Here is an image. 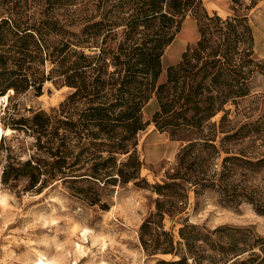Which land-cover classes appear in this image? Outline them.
Wrapping results in <instances>:
<instances>
[{
  "label": "rangeland",
  "instance_id": "rangeland-1",
  "mask_svg": "<svg viewBox=\"0 0 264 264\" xmlns=\"http://www.w3.org/2000/svg\"><path fill=\"white\" fill-rule=\"evenodd\" d=\"M181 1L0 0V264H264V0Z\"/></svg>",
  "mask_w": 264,
  "mask_h": 264
},
{
  "label": "trees",
  "instance_id": "trees-1",
  "mask_svg": "<svg viewBox=\"0 0 264 264\" xmlns=\"http://www.w3.org/2000/svg\"><path fill=\"white\" fill-rule=\"evenodd\" d=\"M126 3H133L132 7V14H131V21L129 23V26L134 29L135 27H138L139 23H143L145 30H149L152 26V23L156 21L157 19L160 20L161 26L160 29L157 31H153V39L152 42L153 44V49L156 52L157 58L160 59L161 57V50L163 49L164 45L166 43H172L174 41V36H171L170 38H167L169 35V30L171 29V23L174 21V15L169 16V13L166 12L165 10V4L166 0H124ZM256 2V1H255ZM165 3V4H164ZM185 4H188L190 6H199L201 4L200 0H186ZM184 4L181 0H171V3L169 5L170 9L173 10L174 14L180 13L185 7H183ZM203 19L206 20L204 22L201 18H199V29L200 32L203 36L205 33V29L207 26H210L212 23L214 24L215 22L219 25L220 28H226L227 31L234 32L236 30V27L241 25V22H238L236 20H228V21H223L222 19L216 17L215 19L210 18L208 15L203 16ZM209 22V23H207ZM234 23H237L234 25ZM246 31H251L250 28L246 27ZM230 32V33H231ZM254 43H255V37H253ZM202 45V42L200 43V46ZM70 48V46L67 45V48ZM73 54H77L76 49H72ZM66 53V52H65ZM102 53V52H101ZM68 53L63 57L61 62L59 64L62 65V62L66 60L68 57ZM189 58L188 53H185L183 56V61L178 64L177 66H172L169 68V82L171 83L173 81V74L175 71L183 68L186 65V62ZM72 67H76V70L72 73V75H67L66 78L68 80V83L72 86H76L77 92L81 91L84 89L85 83L83 82L82 79L80 78V74L78 73L77 67L79 66L78 61H73L71 64ZM158 68V64H157ZM161 74V65H159V69L156 70L155 72V77ZM244 80L245 78L242 77ZM242 85H245V81L242 82ZM15 90L17 91L16 87H14ZM76 93L75 95H77ZM4 97V96H2ZM158 113V112H157ZM156 113V114H157ZM98 116V121L99 123H103V119L101 118L102 115H96V113H93L91 117ZM38 117H36L37 119ZM230 161V159H226L225 163ZM226 167L224 166V171H222L223 176H226ZM4 178H5V172H4ZM33 182H37L38 177L33 176L31 177ZM242 192L239 195H236L241 198L243 201H247L250 204L253 205V207L258 211L259 213L264 214V197L261 195L258 191L255 189H247L242 188Z\"/></svg>",
  "mask_w": 264,
  "mask_h": 264
},
{
  "label": "crops",
  "instance_id": "crops-1",
  "mask_svg": "<svg viewBox=\"0 0 264 264\" xmlns=\"http://www.w3.org/2000/svg\"><path fill=\"white\" fill-rule=\"evenodd\" d=\"M212 1H215V2H217V3H219V4H222L223 2H224V0H212ZM218 7H220V9L223 11V9L221 8V6L220 5H218ZM219 9V8H218ZM224 12V11H223ZM189 27H191V25H189ZM186 32H187V30H186ZM184 33H185V31H184ZM192 35H193V37L194 36H197L196 35V32L195 31H193L192 32ZM179 42V41H178ZM177 43V39H175L172 43H171V45H170V47H169V50H171V48H173V46L175 45ZM180 43H181V41H180ZM255 43H256V34H255ZM169 52V51H168ZM184 52V50L182 49V52H181V54L180 55H177V54H175V55H173V54H171L170 53V57H174V61H171L169 64H168V66L167 67H170V64H171V66L172 65H174L175 63H177L179 60H180V56L182 55V53ZM256 52V51H255ZM257 54V53H256ZM167 54H165V56H166ZM169 55V54H168ZM165 56H164V59L163 60H165ZM264 57V56H263Z\"/></svg>",
  "mask_w": 264,
  "mask_h": 264
},
{
  "label": "built area",
  "instance_id": "built-area-1",
  "mask_svg": "<svg viewBox=\"0 0 264 264\" xmlns=\"http://www.w3.org/2000/svg\"><path fill=\"white\" fill-rule=\"evenodd\" d=\"M250 2H255L257 0H248ZM8 104V99L6 97H0V106H5Z\"/></svg>",
  "mask_w": 264,
  "mask_h": 264
},
{
  "label": "bare ground",
  "instance_id": "bare-ground-1",
  "mask_svg": "<svg viewBox=\"0 0 264 264\" xmlns=\"http://www.w3.org/2000/svg\"><path fill=\"white\" fill-rule=\"evenodd\" d=\"M43 257H44V256H43ZM42 264H46V263L42 261Z\"/></svg>",
  "mask_w": 264,
  "mask_h": 264
},
{
  "label": "snow or ice",
  "instance_id": "snow-or-ice-1",
  "mask_svg": "<svg viewBox=\"0 0 264 264\" xmlns=\"http://www.w3.org/2000/svg\"><path fill=\"white\" fill-rule=\"evenodd\" d=\"M0 203H2V200H0Z\"/></svg>",
  "mask_w": 264,
  "mask_h": 264
}]
</instances>
